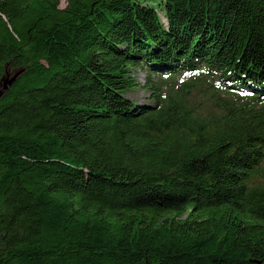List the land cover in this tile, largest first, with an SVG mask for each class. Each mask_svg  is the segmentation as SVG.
<instances>
[{
  "label": "trees",
  "instance_id": "trees-1",
  "mask_svg": "<svg viewBox=\"0 0 264 264\" xmlns=\"http://www.w3.org/2000/svg\"><path fill=\"white\" fill-rule=\"evenodd\" d=\"M65 1L0 0V264H264V0Z\"/></svg>",
  "mask_w": 264,
  "mask_h": 264
},
{
  "label": "rangeland",
  "instance_id": "rangeland-1",
  "mask_svg": "<svg viewBox=\"0 0 264 264\" xmlns=\"http://www.w3.org/2000/svg\"><path fill=\"white\" fill-rule=\"evenodd\" d=\"M146 1L157 7L160 0H146ZM65 5H66V1L60 0V2H59L60 8H64ZM14 72L15 71H13V72L7 71V74L4 76L3 79H6L8 76L11 77L14 74ZM132 73H133V76L137 80L138 83H140L141 85L144 84V82L147 78V75L145 72H143L142 70H139L138 68H135L132 70ZM129 97H131L133 99L134 103H137L138 100L140 99L141 103L152 104V102L148 98V93L145 92L144 90L140 89V88L134 89V93L129 94Z\"/></svg>",
  "mask_w": 264,
  "mask_h": 264
},
{
  "label": "water",
  "instance_id": "water-1",
  "mask_svg": "<svg viewBox=\"0 0 264 264\" xmlns=\"http://www.w3.org/2000/svg\"><path fill=\"white\" fill-rule=\"evenodd\" d=\"M21 74V71H16L11 77H7L6 79H2L0 82V98L6 93L8 88L12 85V83L16 80V78Z\"/></svg>",
  "mask_w": 264,
  "mask_h": 264
}]
</instances>
